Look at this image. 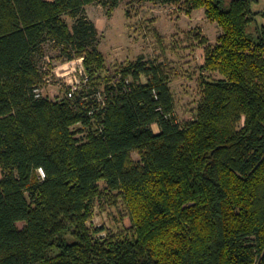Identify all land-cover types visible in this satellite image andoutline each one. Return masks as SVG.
I'll return each mask as SVG.
<instances>
[{
    "label": "trees",
    "instance_id": "16d2710c",
    "mask_svg": "<svg viewBox=\"0 0 264 264\" xmlns=\"http://www.w3.org/2000/svg\"><path fill=\"white\" fill-rule=\"evenodd\" d=\"M123 1L0 0V264H264L258 0H135L205 9L223 30L184 124L163 65L107 68L86 9ZM47 47L61 63L84 58L88 81L72 98L35 93ZM113 193L131 231L99 237L88 223Z\"/></svg>",
    "mask_w": 264,
    "mask_h": 264
},
{
    "label": "rangeland",
    "instance_id": "374dc122",
    "mask_svg": "<svg viewBox=\"0 0 264 264\" xmlns=\"http://www.w3.org/2000/svg\"><path fill=\"white\" fill-rule=\"evenodd\" d=\"M254 11L264 12V0H258ZM86 14L98 28L101 35L99 48L111 72L140 58L163 65L169 76L177 121L184 124L196 119L203 97L200 77L205 50L215 46L223 34L219 24L207 17L205 9L189 14L184 4L124 0L114 11L103 3L90 5ZM258 22L264 25V18L259 17ZM70 25H73L71 21ZM46 54L47 64H51L43 95L54 100L63 98L67 84L83 82L80 71H83L82 67L85 69L84 58H78L81 61L68 68L61 67L65 63H61L57 50L47 47ZM73 68L78 72H72ZM213 77L219 78L218 75ZM153 129L159 132L157 125ZM133 158L138 160V154L135 153ZM116 195L105 194L96 201L94 216L88 226L93 230L105 229L99 237L109 232L129 234L131 231L126 204L122 199H115Z\"/></svg>",
    "mask_w": 264,
    "mask_h": 264
},
{
    "label": "built area",
    "instance_id": "2783aa9c",
    "mask_svg": "<svg viewBox=\"0 0 264 264\" xmlns=\"http://www.w3.org/2000/svg\"><path fill=\"white\" fill-rule=\"evenodd\" d=\"M81 60H74V61H70V62H66L63 66H61V67H65V66H67L68 68L69 67H72V66H76V63H78V62H80ZM66 67V68H67ZM82 70L83 71H80V75L82 76V80H83V82H76L75 81V83H73L72 82V84H67V96L69 97V98H72L73 97V94L82 86V84H85V83H87L86 81H88V76H87V73H86V71H85V69L82 67ZM72 72H78L77 71V69L76 68H73L72 69ZM71 72V73H72ZM84 77H86V79H84ZM47 82H48V79H47ZM42 89L43 88H37L36 90H35V93H36V95H37V97H41V96H44L43 95V92H42ZM40 173H41V175L42 176H45V174H44V172H43V170L41 169L40 170Z\"/></svg>",
    "mask_w": 264,
    "mask_h": 264
},
{
    "label": "crops",
    "instance_id": "0c3cea01",
    "mask_svg": "<svg viewBox=\"0 0 264 264\" xmlns=\"http://www.w3.org/2000/svg\"><path fill=\"white\" fill-rule=\"evenodd\" d=\"M89 7V6H88Z\"/></svg>",
    "mask_w": 264,
    "mask_h": 264
}]
</instances>
